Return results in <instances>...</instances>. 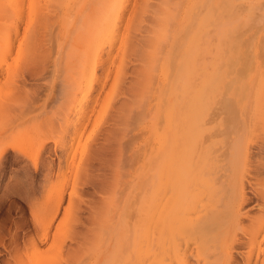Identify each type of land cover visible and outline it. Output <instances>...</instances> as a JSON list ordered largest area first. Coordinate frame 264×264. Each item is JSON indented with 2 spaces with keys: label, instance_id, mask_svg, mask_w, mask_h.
I'll list each match as a JSON object with an SVG mask.
<instances>
[{
  "label": "rangeland",
  "instance_id": "374dc122",
  "mask_svg": "<svg viewBox=\"0 0 264 264\" xmlns=\"http://www.w3.org/2000/svg\"><path fill=\"white\" fill-rule=\"evenodd\" d=\"M224 1H228L225 11L234 15L240 32H247L243 40L250 29L258 31L260 45L247 52L248 73L254 77L259 65L264 66V0ZM194 3L0 0V52L4 56L6 41L2 40L7 34L5 30L3 35V28L11 25L14 36L11 33V54L4 59L8 64L2 67L7 65L12 72L15 96L11 102L14 131H0V151L12 142L9 153L0 157V264H109L111 258L120 256L119 249L125 251L126 259L142 255L137 262L146 264H264V114L240 117L237 109L223 113L218 92L204 113L187 106L192 88L186 86L192 73H186L185 57L173 50L182 42L185 21H192ZM225 15L206 26L197 41L192 64L198 77L211 73L219 45L229 34ZM171 55L175 64L167 61ZM171 70L175 78V70L180 71L176 80L170 77ZM5 79V74L0 76ZM171 83L172 103L177 99V104L173 107L171 103L175 116L170 123L177 139L183 136L178 143L180 164L199 161L196 165L203 164L199 167L203 173L199 172L198 183H192L194 188L190 186L189 195L183 196L184 186L177 189L176 180L167 178L155 186L156 196L171 206L196 201L195 209L184 218L194 223L207 216L204 222L211 240L182 238L177 241L178 252L166 256L173 243L159 249L153 239L158 230L152 222H159L168 212L160 209L150 221L145 218L142 235L121 231L126 221L122 206L125 200L132 201L133 184L159 162ZM185 90H190L188 100L187 94L182 95ZM188 111L198 116L190 112L189 118ZM115 168L120 171L118 176ZM177 191L180 198L176 199ZM165 193L174 198H163ZM122 235L130 239L128 244L132 241L135 252L127 243L122 245ZM136 242L140 245L135 246ZM206 245L208 254L203 253ZM134 258L122 262L131 264Z\"/></svg>",
  "mask_w": 264,
  "mask_h": 264
},
{
  "label": "bare ground",
  "instance_id": "6f19581e",
  "mask_svg": "<svg viewBox=\"0 0 264 264\" xmlns=\"http://www.w3.org/2000/svg\"><path fill=\"white\" fill-rule=\"evenodd\" d=\"M214 5L218 6V7L213 9ZM226 7H228V1H224V0H216V1H214V0H195V3L193 5V7H192V13H193V16L191 18L192 21L188 22V19L185 21V23H184L185 24L184 34L182 35V38L179 40V41H182V42H180L178 46L176 45L175 46L176 49L174 48V50H173V52L174 51H179L180 54H182L183 57H185L184 63L186 64V66L187 65L189 66L188 71H186V73L187 72L192 73V75H189L190 76L189 78L187 77L189 79V82H187V86H186L187 88H192L191 89L192 90L191 91L192 92L191 93L192 94L191 101L189 99L190 98V94L187 93L190 90L187 91L188 90L187 89V90H185L186 92L183 91L182 95L183 94H187L189 96V97H187V95H186L187 99L186 98L185 99L186 100L189 99V101H187L188 104H187V102H186V104H187L188 107L189 106L191 107L192 111L196 110L198 112V110H201L204 113L205 112L204 109H206L205 107H207V106L209 107L210 101L212 100L211 102H213V100H215L219 96V99H220V101H219L220 103L219 104H220V107H221V111L223 113H226L228 111H234L235 109H237V114H239L240 117H241V114L242 115H244V114H249V115L253 114L254 116L255 115L256 116L257 115H262V114H264V66L263 65H259V68H260L259 72L253 77L251 73L250 74L248 73L250 60H249V58L247 56V52L249 50L256 49L261 43L260 39L258 38V34H257L258 31L256 30V32H255V31H253V29H250L251 32H249V35L247 34L248 37L245 35L246 36L245 37L246 40H243V38H244L243 35L246 34L247 32H245V33L244 32H240V29L238 28L239 26L235 25L234 15H232V14L228 13L227 11H225ZM224 13H226L225 18L228 21L227 24L230 25V27L228 28V31H227L229 34H228L226 40L223 41L222 43H220V45H219L218 54L216 55V58L213 61V65L210 67L211 68V70H210L211 73H207L206 75H203V76L199 75V77H198L197 76L198 74H196L197 72L194 70L195 68H194V66L192 64L193 55H194V52L196 51L195 48L198 47L197 46L198 45L197 41H199L200 40V36H202V34H204L203 32H204L206 26H209L210 23L214 19L218 20L219 18H222V17L224 18V16H223ZM101 14H103L102 11H101ZM99 17H100V15H99ZM105 17L107 18L108 15H106ZM100 18L102 19L104 17H100ZM10 27H11V25L7 29L3 28V35L6 33L7 37L4 38V36H5L4 35L2 38H4L5 40L1 39L4 42L6 41L5 42L6 44H4V46L6 47V50H5V54L6 55L4 56V54H1V52H0V76L3 75V74H5V76H6L5 81L0 80V121H2V122H0V131L6 129V131H8V132L14 131L15 119H14V115H13V105L11 104V102H12V99L15 98V96L12 93L13 87H14V85L12 84L13 83L12 72H11L10 68L7 65H6V67H2L3 66L2 64H4V59H6L8 56H10L11 47L13 45L12 44V40H11V38H12L11 37V33H12V36H13V32L11 30L12 28H10ZM4 31H5V33H4ZM202 46H201V48H202ZM171 58H172V55H171L170 59ZM255 58L257 59L256 62L258 63L259 62L258 56L255 55ZM172 59L171 60H167V61L174 63L175 61L172 60ZM182 62H183V60H182ZM6 63L8 64V62H5V64ZM172 65H169V66H171V68H173V70H174L175 66H172ZM176 65H178V64H176ZM180 65H178V66L179 67H183L182 65H184V64L182 63V65L181 66ZM191 65L193 66V68L191 67ZM178 66H176L177 69L179 68ZM190 68L193 69L192 72H191ZM168 70H169V68L168 69L166 68V71H168ZM173 70H171V73H172V75L170 74L171 78L173 77V72H172ZM185 70H186V68H185ZM177 71H179V70H177ZM177 71L175 70L176 78H178L177 76H180L179 74L177 75ZM162 72L164 73L165 71H162ZM184 72L182 71V73H184ZM167 74L169 75V73H167ZM168 75H164V76H168ZM170 77H169V80L171 79ZM201 77H202V79H201ZM247 77H249L248 78L249 81L245 80ZM165 78L167 79L168 77H165ZM173 78H175V77H173ZM176 78H175V80H176ZM173 80H172V83H175V82H173ZM89 82H88V84H89ZM90 83H92V82H90ZM166 83L168 84V81H166ZM171 84L169 86V90L167 88V91H169L168 98L170 97L169 99H167L169 101V106H168V110H167V113H166V119L167 120L165 121L166 125H167V128L165 129L166 136L162 139V142H161V145H160L159 154H157V155H159L158 156L159 159L157 160L159 162H158L157 165H155V166L152 165L151 168H149L150 169L149 173H148V175L145 178H141L138 183L136 181V183L133 184L134 185V187H133L134 195L131 193L132 195L130 196L132 201L125 200L124 201L125 203L122 206L123 213H126L125 214L126 221L123 220L124 223H123V228H122V231H121V234L123 232H125V233L129 232V233L135 234V235L137 233H140L142 235V233L144 231H146L144 226H143V224L145 222V218L150 221L154 217L155 213H157L160 209H162V211L164 210L165 212H168L169 215L168 216L166 215L164 218L159 220V222H158V220H157V222H152L153 224L156 225V227H155L156 230H158V232H157L158 236L156 238L154 237L153 239H155L156 242L158 243V244L157 243L156 244L158 246H160L159 249L162 248V246L165 247L166 244L173 243V245L169 244L170 247H169L168 251L166 250V249H168V247L166 249L162 250V252L165 251V250L167 251V253L166 252L164 253L166 256H168L170 253L175 254V253L178 252L177 241L181 240L182 238H189L190 240H192V239H195V240L201 239V240H204L206 243H208L209 240H211L210 237H209V232L210 231L207 230L209 228L208 224H206L204 222L205 218L207 217V216H204L205 214L203 215L204 218H201L200 221H196V222L194 221V223L191 222L192 220L187 221L184 218L185 215H189L186 212L195 209V205L192 206V204H195L194 202H196V201L190 202L189 204H186L187 202H185V203H183V205L181 204L179 206H171L170 204H167L168 202L167 203H163V199L160 200L156 196L155 186L157 184H161L163 182V180H165L167 178H168V181L171 180V182L174 179L176 180L177 189H179V187L181 185L184 186V189H182V192L184 191L183 192V196L189 195L190 194V191H189L190 186L193 185L195 182L198 183L197 180L201 179V178L197 179L198 177H201V176H198V175H200V174L202 175V173H203L202 171H201L202 173L199 171V167L203 166V164L198 166L199 161H197L198 162L197 165H196L197 162L196 163L190 162L189 164H187L189 161L186 164H180V161H179V158H180L179 157L180 156V154H179L180 145L178 143L180 142V138H182L183 136L180 135L181 137H178L179 139H177V136H176L177 133H174V130H176V129L174 128V130H173V124L170 123V121L172 120L171 116L174 114L173 113L174 110L172 111V104H174L173 107L176 106L175 104H177V102H176L177 99L175 100V103H172V102H174V101H172L173 92H174V88L173 87L174 86H173V84L172 85ZM177 86H178V84H177ZM179 86H180V84H179ZM93 87H95V86H93ZM72 88H73V92H75L74 87H72ZM88 88L90 89V86ZM175 88H177V87H175ZM178 88H180V87H178ZM91 89H92V87H91ZM178 91L180 92L179 89H178ZM69 92H71V91H69ZM73 92H71V93H73ZM71 93H70V95H71ZM216 93L218 94V96L214 97V96H216ZM166 94H168V93H166ZM180 94H181V92H180ZM70 95H68V96L71 97ZM176 96H174V98H177ZM2 97L7 99V101L9 102V105H7V104L4 105L3 104ZM69 97H68V99L71 100V98H69ZM213 97H214V99H212ZM163 98H167L165 94H164ZM73 99H74V97L72 98V100ZM181 99H182V101L185 100V99H183V97ZM216 101H218V100H216ZM179 102H180V100H179ZM183 105L185 106V101L183 102ZM212 106H213V104H212ZM160 107H162V105ZM181 107L184 108L183 106H181ZM181 107H178V108L180 109ZM81 108L82 107H80V109ZM175 108H173V109H175ZM251 108H254V109H251ZM187 109H189V108H185V111H187ZM175 110H177V108ZM165 112H166V110L164 111V113ZM177 112H179V111L177 110ZM177 112H176V115H177L176 117H178V115L180 113L179 112L177 114ZM181 112H183V111L181 110ZM190 112L189 111L187 112V114L189 113V116L186 114V117L188 116L190 118L191 114L194 115V117L198 116V115L195 116V114H193V112H191V114H190ZM161 113H163V112H161ZM79 116L80 115H78L77 117H79ZM174 116H175V114H174ZM174 116H172V117H174ZM162 117H163V115H162ZM194 117H193L192 121L195 120ZM178 118H177V120H178ZM180 118H185V117L180 115ZM185 119L187 120V118H185ZM186 120H182V121H186ZM180 121H181V119H180ZM179 124H181V123L179 122ZM190 125H191V123L189 124V126ZM78 130H79V128H78ZM73 131H75V130H73ZM195 131H196V129H195ZM197 131H199V130H197ZM75 133H76V131H75ZM193 133H195V132L193 131ZM180 134H182V133H180ZM188 135L186 136L187 138H188ZM191 136H193V134ZM196 139H195L194 144H193L194 146L196 145ZM10 140H11V138H10ZM190 141H192V140H190ZM182 142H185V141L182 140ZM198 142L199 141L197 140V144H198ZM11 143H7V145H4L2 147L3 149L0 151V157L4 153H7V154L9 153V149H11L10 148L11 147L10 146ZM181 147H183V145ZM195 150H197V148ZM192 151H194V150H192ZM180 153H181V150H180ZM195 153H196V151H195ZM195 153H193V154H195ZM183 159H184V157H183ZM154 160L156 161L155 158H154ZM117 163H118V161H117ZM152 163H154V162H152ZM161 165L164 166V169L162 171H160V169H159V167ZM204 166H205V164H204ZM205 167H206L205 169H208L209 166H207V164H206ZM216 169H218V168H216ZM216 169H215V171H216ZM118 171L119 170L116 171L117 176L120 174L119 173L120 171L119 172ZM199 172H200V174H199ZM205 172L207 173L206 170H205ZM209 173H210V171H209ZM216 173H217V171H216ZM216 173L212 172V174H216ZM184 176H185V179H184ZM186 177H188V179ZM116 181H117V178H116ZM116 181L113 184L114 188L116 187V185H115ZM103 183H105V182H103ZM129 183H128V185H129ZM106 184H109V182L108 183L106 182L105 185ZM119 185H121V184H119ZM104 187H107V186H104ZM126 188H129V187L127 186ZM193 188H194V185H193ZM196 188L197 187H195V190H196ZM148 189L149 190H151V189L153 190L154 189V190L153 191L151 190V194H150ZM197 189L198 190L196 192H198L200 190L199 188H197ZM171 190H172V188H171ZM195 190H193V191H195ZM114 191H116V190H114ZM126 191H127V189H126ZM172 192H173V190H172ZM200 192H201V190H200ZM179 194H180V191L175 192L174 197H176V199L180 198ZM123 195H125V193ZM123 195H122V197H123ZM168 196H169L168 193H165L163 195V198H168ZM127 197L130 198L129 196H127ZM174 197H172L171 199H173ZM171 199L168 198V200H170V201H171ZM116 204L117 203H115V205ZM131 217L134 218L133 219L134 222L132 221L133 222V227L130 229L127 225L129 223L128 219H131ZM176 227H177V229H176ZM140 229L141 230L143 229V231H139ZM131 230H133V232H130ZM135 235H134V237H135ZM155 236H156V234H155ZM122 237H123L122 243L125 242V245H126L127 241L130 240V239H128V240L124 239L123 235H122ZM122 237H121V240H122ZM138 237H139V240L142 239V237L141 238H140V236H138ZM118 238H120V237H118ZM131 238H133V235H132ZM147 238H146V240H147ZM150 239H151V237H150ZM132 240H134V239H132ZM151 240H149V241H151ZM134 241H136V240H134ZM141 241H138V242L140 243ZM131 242L132 241H130V244H128L129 242L127 243L128 245H130V247H131ZM138 242H136L137 244H135V246L136 245H138V246L140 245ZM118 245H119V243H118ZM120 245H121V243H120ZM122 245L124 246V243ZM133 247H131L132 248V250H130L131 252L134 251V250L136 251V249H133ZM131 248H129V249H131ZM123 250H125V248ZM117 251L118 250H116V252ZM123 252H125V251H123ZM123 252L120 253V249H119V253L118 254H120V256L117 255L118 258L114 257L116 259L111 258L109 264H114V263L116 264L117 262L119 264H125L124 262H122V261H125V260H126L125 262L129 263L128 261L130 259L134 258V256L135 257L137 256L136 258H134V259H137L136 261L133 259L134 263L139 261V259H141V258L138 259V257L140 256L139 254H138L139 256L136 255V254H132L133 252L131 254H132V256L133 255L134 256L132 258H130V256L128 255L129 256L128 258H130V259H128V258L126 259V254H124ZM138 252H140V251H138ZM209 252H210L209 245L208 246L206 245V247H204V249H203V253L208 254ZM126 253H128L127 250H126ZM156 254H157V252H156ZM164 254H162V255L165 256ZM162 255H160V257ZM157 256L159 257V255H157ZM166 256H165V259H166ZM111 257H113V256L111 255ZM140 257H142V255ZM154 257H155V255H154ZM157 259H160V258H157ZM153 261H154V258H153ZM158 261L161 263L162 260L161 261L158 260ZM158 261H156V262H158ZM177 261H179V260H177ZM142 262L141 263L137 262L136 264H146L145 261L143 263ZM134 263H131V264H134ZM154 263H155V261L153 262V264Z\"/></svg>",
  "mask_w": 264,
  "mask_h": 264
}]
</instances>
